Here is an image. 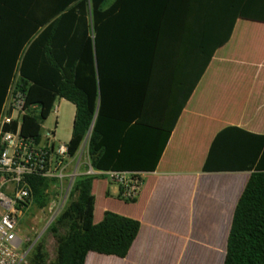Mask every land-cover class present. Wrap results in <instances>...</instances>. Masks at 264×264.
I'll use <instances>...</instances> for the list:
<instances>
[{
  "label": "crops",
  "instance_id": "1",
  "mask_svg": "<svg viewBox=\"0 0 264 264\" xmlns=\"http://www.w3.org/2000/svg\"><path fill=\"white\" fill-rule=\"evenodd\" d=\"M121 8L130 18L116 41L130 50L133 80L147 69L150 123L169 124L184 103L132 202L105 177L92 181V223L115 198L139 229L124 258L88 252L83 264H204L199 239H226L252 142L264 136V0H131Z\"/></svg>",
  "mask_w": 264,
  "mask_h": 264
},
{
  "label": "trees",
  "instance_id": "2",
  "mask_svg": "<svg viewBox=\"0 0 264 264\" xmlns=\"http://www.w3.org/2000/svg\"><path fill=\"white\" fill-rule=\"evenodd\" d=\"M126 1L131 0H0V108L14 83L25 94L20 135L38 138L55 101L71 104L67 155H75L91 126L85 152L92 172H152L184 103L169 124L150 123L147 69L133 80L130 50L116 41L126 32L116 27L130 18L121 8ZM251 149L221 264H264V136ZM102 177L73 178L62 209L33 245L29 264H83L88 252L125 257L139 222L104 211L92 223L91 183ZM27 182L32 208L43 209L50 182Z\"/></svg>",
  "mask_w": 264,
  "mask_h": 264
},
{
  "label": "built area",
  "instance_id": "3",
  "mask_svg": "<svg viewBox=\"0 0 264 264\" xmlns=\"http://www.w3.org/2000/svg\"><path fill=\"white\" fill-rule=\"evenodd\" d=\"M24 98V92L12 83L0 108V264H28L34 245L26 238L32 228H25L32 208L28 179L47 180L57 190L41 209L49 223L62 209L76 175L74 170L70 174L67 172L71 158H68L66 145L54 146L55 123L50 131L40 132L38 138L20 135V118L25 114ZM82 145L78 149L80 152ZM85 175L105 177L117 186V196L125 202L133 201L140 192L141 179L137 172H92L88 166Z\"/></svg>",
  "mask_w": 264,
  "mask_h": 264
},
{
  "label": "rangeland",
  "instance_id": "4",
  "mask_svg": "<svg viewBox=\"0 0 264 264\" xmlns=\"http://www.w3.org/2000/svg\"><path fill=\"white\" fill-rule=\"evenodd\" d=\"M72 116H73L72 105L64 100H57L55 101L50 114L41 124L40 132L43 134L46 131H50L55 123L54 134H53L54 146H57L59 144L66 145L70 136ZM80 150L81 152L78 151V153H76L75 156L69 160L67 165V172L70 174L74 170L76 174L75 177L80 175H85L86 171L88 170V163L86 161V154H85V144L81 146ZM64 185L65 183L63 182L62 186L64 187ZM46 193L48 194V197L57 193V190L55 191L54 189L53 183H50L48 185ZM95 196H96L97 208L100 209L102 204L99 201V197H97L96 194ZM107 205H108V211L115 212L118 215H122L119 209L120 206L123 205L122 202H119L115 198H111ZM47 223H48L47 216L42 210H36L31 208L29 210L27 221L25 222L26 224L25 228L27 230L29 228H32V232L27 234L26 238H28L30 241L36 244L40 239L43 231L45 230V226ZM224 239H225L224 235H222L221 237L205 238L203 239L202 242L199 239L198 244L204 246L205 250L203 251V254L202 255L199 254L198 257L203 258L204 264H221L224 254V246H223ZM189 242H192V240L189 239ZM216 243H222V244H220V246H217ZM51 248H52L51 244L47 242L46 251L49 257L51 253ZM207 250L210 252H208ZM28 264H29V260H28Z\"/></svg>",
  "mask_w": 264,
  "mask_h": 264
},
{
  "label": "water",
  "instance_id": "5",
  "mask_svg": "<svg viewBox=\"0 0 264 264\" xmlns=\"http://www.w3.org/2000/svg\"><path fill=\"white\" fill-rule=\"evenodd\" d=\"M92 125V124H91ZM90 128H91V126H90ZM90 128H89V130H88V132H87V134L85 135V138L83 139V144H85L86 143V140H87V138H88V135H89V131H90ZM50 223V222H49ZM49 223H47L46 224V226H45V228L49 225Z\"/></svg>",
  "mask_w": 264,
  "mask_h": 264
}]
</instances>
